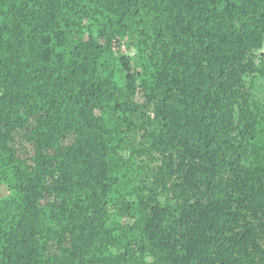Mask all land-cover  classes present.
Segmentation results:
<instances>
[{
    "label": "trees",
    "instance_id": "1",
    "mask_svg": "<svg viewBox=\"0 0 264 264\" xmlns=\"http://www.w3.org/2000/svg\"><path fill=\"white\" fill-rule=\"evenodd\" d=\"M0 264H264V0H0Z\"/></svg>",
    "mask_w": 264,
    "mask_h": 264
}]
</instances>
